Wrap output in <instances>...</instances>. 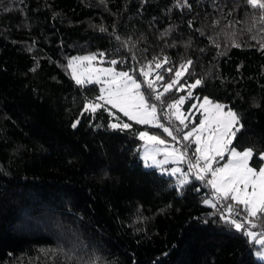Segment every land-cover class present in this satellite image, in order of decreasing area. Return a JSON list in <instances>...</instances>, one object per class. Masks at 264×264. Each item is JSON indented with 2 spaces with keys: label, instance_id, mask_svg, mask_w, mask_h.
I'll return each mask as SVG.
<instances>
[{
  "label": "trees",
  "instance_id": "obj_1",
  "mask_svg": "<svg viewBox=\"0 0 264 264\" xmlns=\"http://www.w3.org/2000/svg\"><path fill=\"white\" fill-rule=\"evenodd\" d=\"M188 4L0 0V264H264L256 242L211 215L215 210L203 203L211 197L208 186L191 176L178 189L174 177L144 166L135 133L146 126L103 108L94 119L80 116L100 87L75 83L67 68L72 57L103 52L96 59H116L115 69L130 73L152 62L148 79L163 74L164 82L171 79L166 68L191 59L192 74L164 94L163 105L141 88L157 103L161 122L181 127L164 119V109L186 95L177 91L180 84L199 78L193 97L208 96L238 113L243 127L233 145L264 152L258 11L246 0ZM233 38L242 46L232 47ZM165 56L171 63L156 69ZM155 87L163 91L161 81ZM195 102L186 99L184 110ZM120 121L132 129L108 127ZM187 144L190 155L194 144ZM251 165L260 166L258 155Z\"/></svg>",
  "mask_w": 264,
  "mask_h": 264
},
{
  "label": "snow or ice",
  "instance_id": "obj_2",
  "mask_svg": "<svg viewBox=\"0 0 264 264\" xmlns=\"http://www.w3.org/2000/svg\"><path fill=\"white\" fill-rule=\"evenodd\" d=\"M246 4L251 9L258 11L259 16L256 19L264 25V0H246ZM184 5L189 8L191 7L188 4V0H184ZM255 22L254 19L253 23L255 24ZM214 23L219 24V21H215ZM229 26L231 27L232 25L230 24ZM101 31H105V29H101ZM248 31L251 32V29ZM261 32L264 33V26H262ZM233 37H235V33H233ZM116 39H119V37L117 36ZM252 39L255 40L256 37L253 36ZM215 46L217 48L220 47L219 44ZM231 46L241 47L242 45L237 43L233 38ZM260 50L264 51V42L260 43ZM97 55L104 56L105 53L101 52L86 57H72L67 64V68L72 71V78L80 86L91 82L92 73H103L111 76L110 79L103 81V83L109 86L107 88H101V94L99 96L93 100L86 99L80 116L82 117L85 113H90L94 119L96 111L102 108L108 111L110 116H113L114 113L111 109H117L129 121L162 129L163 133H166L173 141L182 144L183 150H172L168 147L170 141L162 138L159 134L151 133L147 130L138 131L135 133L138 139L144 141L147 145L156 146L144 150L141 156V159L144 161V166L148 168L160 167L163 164H167L169 160H172V162L186 161L188 165L187 172L178 167L164 169V172L169 175L175 176L179 173L184 177V179L178 182L177 188L180 189L187 183H191L188 175L189 173H193L195 180L203 182L213 190V197L205 198L203 201L204 204L209 205L215 210L211 215H219L222 222L228 224L236 231L242 232L250 241H255L264 249V152L256 153L253 147L238 150L233 145L236 133L243 127L240 123L238 113L227 105L213 101L208 96L202 98L199 96L193 97L191 90L203 83L202 79L197 78L191 84H188L186 81L184 84H180L177 91L187 89L186 95H181L177 99L172 100L164 109V119L170 120V117L167 115V110L174 109L171 115L175 116V119L179 121L182 127L173 128L166 126L165 123L161 122L157 103L150 102L149 97L146 96L144 91H141V88L146 85L147 89L151 90L152 98L163 105L161 98L164 94L172 90L174 85L179 84L180 80L185 77V74H192L188 72V69L193 64V61L188 59L176 69L172 67L166 68L165 71L171 74V79L168 82H164L163 74H157L155 80L148 79L152 74V62H149V64L144 65L138 70H131V73L138 71L139 75L145 78L144 80H138L130 71L116 72L111 68L103 70L86 69L88 72L87 76H85L84 72H77L78 65L74 62H91L97 58ZM110 63L116 65L119 62L113 59ZM170 63V59L165 56L160 62H156L154 67L160 69L164 64ZM145 68L148 70L145 71ZM155 81L162 82V92L156 89ZM96 82H101L99 75H97ZM105 92H107V96L104 95ZM189 98H193L199 102L198 105L197 103H193L191 107L195 109L199 106L202 109V118L198 124H195V126L185 132L184 129L188 128L185 120L188 119L191 112L185 115L181 111L180 105H183L185 100ZM97 101H104V103L101 104ZM105 105H110L111 108H106ZM226 108L227 111H225ZM116 119L119 121L120 118L116 117ZM79 124L80 119H77L73 122L72 127L76 128ZM108 127L123 131L132 129V124L123 121L118 123L110 122ZM194 134L195 139L193 143L196 147L192 151L191 157H188L187 153L192 145L183 144V142L189 141ZM161 152L165 156V159L162 161L156 158L157 154ZM226 155L227 161L219 164V160L224 159ZM256 155L260 159L259 167L251 165V161ZM214 164L218 166L214 167ZM214 200L223 201V204L218 207L217 203L213 202ZM254 221H260L261 223L258 225ZM258 227L261 231L257 232L252 230ZM258 236L260 237L259 239H257ZM256 254L261 259H264V251L257 252Z\"/></svg>",
  "mask_w": 264,
  "mask_h": 264
},
{
  "label": "rangeland",
  "instance_id": "obj_3",
  "mask_svg": "<svg viewBox=\"0 0 264 264\" xmlns=\"http://www.w3.org/2000/svg\"><path fill=\"white\" fill-rule=\"evenodd\" d=\"M68 61H69V60H68ZM103 62H104V59L101 58V59H94V60H92L91 62H89V61H76V62H74V63H75L76 65H78V67H77V72H78V73H80V72H84L85 76L88 75V72L86 71V69H100V70H103V69L111 68V69H114L116 72H120L119 70H116V69H115L114 65H112V64H105V63H103ZM69 74H70V76L72 77V71H71V69H69ZM97 75H99V80H100L101 82H96ZM110 78H111L110 75H106V74H103V73H92V75H91V82H89V83H87V84L96 83V84L99 85L100 90H101V88H107V87L109 86L108 84L103 83V81L108 80V79H110ZM72 79H73V78H72ZM73 80H74V79H73ZM153 80H155V77L153 78ZM155 82H156V81H155ZM85 85H86V84H85ZM100 94H101V92H100ZM104 95L107 96V92H105ZM97 102H98V103H101V104L104 103V101H97ZM195 103H197V105L199 104V102H195ZM221 104H222V103H221ZM107 106H108L109 108H111L110 105H107ZM180 109H181V111H182L183 113H185V115H188L189 112H191V115L188 116V119L185 120V123L188 124V128H185L184 131L187 132L188 130H190V128H192L193 126H195V124H198V123H199V121H198V122H195V124H194V120H195V117H196L197 114H199V120L202 118V115H201V113H202V109H200L199 106H197V108L193 109V108L191 107V105L189 106V108H188L187 110H184L183 105H180ZM111 110H114V111L119 112L117 109H111ZM173 111H174V109H169L167 114H168V116L171 118V120H173V121L176 122L177 120L175 119V116H174V115H171ZM225 111H227V108L225 109ZM119 113H120V112H119ZM120 114H122V113H120ZM122 115H123V114H122ZM123 117H124V116H123ZM125 118H126V117H125ZM126 119H127V118H126ZM132 122H133V121H132ZM178 122H179V121H178ZM144 126H146V128H145L143 131L147 130V131H149V132H151V133L159 134V135H161L162 138H165V139L169 140L170 143H169L168 147L171 148L172 150H177V149H179V150H183V149H182V144L177 143V141H173V140L171 139V137H168L166 133H163L162 129H159V128H156V127H153V126H151V125H144ZM166 126H168V125L166 124ZM169 127H173V126L169 124ZM175 127H180V126H175ZM181 127H182V126H181ZM152 128H154V129H156V130H151ZM173 128H174V127H173ZM205 135H207V133H205ZM194 139H195V134L193 135L192 138H190L189 143L194 144V143H193ZM187 142H188V141H184L183 144H187ZM153 147H156V146H154V145H147V144H145L144 141H142V149H141L140 157L143 155L145 149H151V148H153ZM160 147H164V146H160ZM195 147H196V145L194 144V148H195ZM187 156H188V157H191V154L189 155V153H187ZM156 158H157V160L162 161V160L165 159V156H164V154L161 152V153H158V154H157ZM218 159H219V158H218ZM142 161H143V160H142ZM226 161H227V155L225 156L224 159H220V160H219V164H223V163H225ZM143 163H144V161H143ZM201 163H202V162H201ZM215 166H218V165H215V164H214V167H215ZM177 167L183 169V170L186 171V172L188 171V165H187V162H186V161L172 162V160H169V162H168L167 164H163V165H161L160 167H151V168H156V169H158L161 173H165V172H164V169H171V168H177ZM193 171H195V170H193ZM165 174H167V173H165ZM167 175H169V174H167ZM171 176L175 178L177 184H178V182H179L181 179H184V177H182L179 173H177L175 176H173V175H171ZM191 176H193V173H189V175H188V179H189ZM208 188L211 190V197H210V198H212V197H213V190L210 188V186H208ZM253 231H255V230H253ZM259 238H260V237L258 236L257 239H259ZM256 244H257V243H256ZM257 245L260 246L259 244H257ZM260 247H261V246H260ZM260 251H264V249H262V247H261L260 250H258L257 252H260ZM257 252H256V253H257ZM256 256H257V254H256ZM257 257H259V256H257ZM259 258H260V257H259ZM260 259H261V258H260ZM263 260H264V259H263Z\"/></svg>",
  "mask_w": 264,
  "mask_h": 264
},
{
  "label": "built area",
  "instance_id": "obj_4",
  "mask_svg": "<svg viewBox=\"0 0 264 264\" xmlns=\"http://www.w3.org/2000/svg\"><path fill=\"white\" fill-rule=\"evenodd\" d=\"M202 163H203V162H202ZM213 202H214V203H217V206H218V207H220L221 204H223V201H216V200H214Z\"/></svg>",
  "mask_w": 264,
  "mask_h": 264
},
{
  "label": "crops",
  "instance_id": "obj_5",
  "mask_svg": "<svg viewBox=\"0 0 264 264\" xmlns=\"http://www.w3.org/2000/svg\"><path fill=\"white\" fill-rule=\"evenodd\" d=\"M255 242V241H254ZM261 248V247H260ZM263 260V259H262Z\"/></svg>",
  "mask_w": 264,
  "mask_h": 264
}]
</instances>
